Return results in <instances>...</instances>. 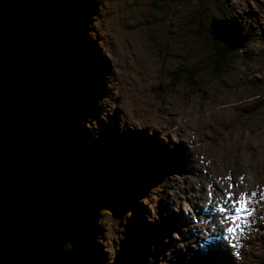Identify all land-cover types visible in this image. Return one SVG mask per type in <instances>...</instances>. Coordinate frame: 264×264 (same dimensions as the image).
I'll use <instances>...</instances> for the list:
<instances>
[{"label": "rangeland", "instance_id": "rangeland-1", "mask_svg": "<svg viewBox=\"0 0 264 264\" xmlns=\"http://www.w3.org/2000/svg\"><path fill=\"white\" fill-rule=\"evenodd\" d=\"M95 4L81 22L86 34L73 23L74 33L90 38L87 54L68 32L71 44H78L74 53L86 63V88L64 155L59 150L66 129L59 135L61 122L49 124L59 138L44 163L48 196L63 201L73 181L91 180L96 159L107 150L115 155L118 142L133 157L143 140H151L158 152L149 163L161 177L138 199L136 264H264V0ZM212 17L236 19L247 36L240 49L222 54L214 48L205 31ZM73 56L60 75L74 66ZM185 77L192 79L188 87ZM227 177L235 193L248 194L251 213L242 214L231 233L234 222L221 221L235 214V205L218 191ZM111 204L96 222L102 264H115L126 245L127 216ZM217 206L228 211L219 213ZM78 226L70 223L72 233Z\"/></svg>", "mask_w": 264, "mask_h": 264}, {"label": "water", "instance_id": "water-1", "mask_svg": "<svg viewBox=\"0 0 264 264\" xmlns=\"http://www.w3.org/2000/svg\"><path fill=\"white\" fill-rule=\"evenodd\" d=\"M210 29L229 50L247 40L235 18ZM58 63L54 0H0V264H81L59 243L34 167Z\"/></svg>", "mask_w": 264, "mask_h": 264}, {"label": "trees", "instance_id": "trees-1", "mask_svg": "<svg viewBox=\"0 0 264 264\" xmlns=\"http://www.w3.org/2000/svg\"><path fill=\"white\" fill-rule=\"evenodd\" d=\"M92 6L97 7L95 0H91V2L85 0H54L59 63L57 64L56 86L50 96L43 127L36 146L34 167L43 196L50 206L59 243L63 249L71 253L81 264H102L101 252L95 243L96 222H100V216L106 213L107 204L110 202L112 203L110 207L120 205L121 215L127 216L124 235L126 245L122 246L115 264H136L139 262L135 247L137 241L133 240L132 237L141 228L138 217L141 207H139L138 199L161 177L159 173H156L159 167L155 166L156 164L152 166L149 163L158 152L157 147L153 152L151 140L150 142H147L146 139L143 140V146L135 152L133 157H131L130 152H121L118 142L115 155L111 156L107 150L106 156L103 154L101 159H96V174L94 176V170L91 180L79 179L78 182L73 181L70 186L72 192L69 196L66 194L63 201L53 200L48 196L49 189L46 183L44 163L59 135L66 129L60 141L62 148L59 150L60 156L64 155L67 141L66 132L70 126L78 122L80 101L83 100L82 95H84L83 88H86L83 74L86 63L80 60L79 54L74 53L75 47L73 49V46L78 44H71L68 32L77 35L78 40L82 41L85 48L83 52L87 54V49L91 44L90 38L86 35V39L83 40L84 37L81 33H74L75 25L73 23L79 22L77 26L81 31H84L82 23L88 18L89 9ZM75 13L79 16H74ZM71 15L74 17L70 19L69 16ZM78 40L77 43H79ZM227 51L219 52L224 54ZM73 54L76 57L74 66L72 65L66 74L60 75L59 71L65 70V68L71 66L68 63L75 61ZM218 58H220L219 55L213 62H218ZM94 59L96 63L97 58L94 57ZM90 64L93 66L94 71V61L91 60ZM221 64L224 65L222 61ZM183 81L185 86L188 87L192 79L185 77ZM71 107L76 111V114L72 116ZM52 120L61 122L63 131L59 135L54 131L57 136H53L48 130ZM101 151L103 152L102 149ZM140 178H144V180L142 181ZM73 195L75 198L72 197ZM115 196H117V199L114 198ZM70 223L79 225L75 233H72ZM218 258L223 262L226 259V257L220 256Z\"/></svg>", "mask_w": 264, "mask_h": 264}, {"label": "snow or ice", "instance_id": "snow-or-ice-1", "mask_svg": "<svg viewBox=\"0 0 264 264\" xmlns=\"http://www.w3.org/2000/svg\"><path fill=\"white\" fill-rule=\"evenodd\" d=\"M218 29H222L223 25L217 23L215 25ZM223 38V37H221ZM226 179H228L230 182L225 185V187L223 189H218V191H220V195L222 198H226L227 202H231L234 203L235 205V214L234 215H229L227 217H223L222 221L224 220H231L234 222L233 226L228 227L227 231L228 232H234L237 230V228L239 227V220L242 218V214H246V215H250L251 213L248 212L247 210V197L248 194L245 193L244 191H240L238 194L235 193L233 191V184L231 183V177H227ZM212 193H208V196H211ZM216 210L219 213H224L226 211H228V209H226L223 206H217Z\"/></svg>", "mask_w": 264, "mask_h": 264}, {"label": "flooded vegetation", "instance_id": "flooded-vegetation-1", "mask_svg": "<svg viewBox=\"0 0 264 264\" xmlns=\"http://www.w3.org/2000/svg\"><path fill=\"white\" fill-rule=\"evenodd\" d=\"M213 18V17H212ZM224 18H227V17H224ZM211 19V18H210ZM210 21H209V18L208 20H206V24H205V31L206 33L208 34L209 36V24ZM210 37V36H209ZM213 42V45H214V48L217 50V51H220V52H223V51H227L229 50V48L225 47L221 42L219 41H212ZM230 52V50H229Z\"/></svg>", "mask_w": 264, "mask_h": 264}, {"label": "bare ground", "instance_id": "bare-ground-1", "mask_svg": "<svg viewBox=\"0 0 264 264\" xmlns=\"http://www.w3.org/2000/svg\"><path fill=\"white\" fill-rule=\"evenodd\" d=\"M202 190L204 191L203 193H204V196H205V198L207 199V201H210V200H212V198H209L206 194H205V189H203L202 188ZM213 202V201H212ZM221 204V203H220ZM216 220V219H215ZM210 226V225H209ZM222 229V228H221Z\"/></svg>", "mask_w": 264, "mask_h": 264}]
</instances>
